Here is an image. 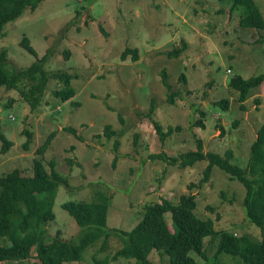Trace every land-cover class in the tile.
I'll return each mask as SVG.
<instances>
[{
    "label": "rangeland",
    "instance_id": "374dc122",
    "mask_svg": "<svg viewBox=\"0 0 264 264\" xmlns=\"http://www.w3.org/2000/svg\"><path fill=\"white\" fill-rule=\"evenodd\" d=\"M254 1L264 18V0ZM231 4L229 0H43L34 11L26 8L5 24L0 48L7 49V72L36 59L20 44L26 36L39 56L51 47L45 64L49 74H73L74 97L65 102L55 97L53 91L62 84L51 76L35 108L20 92L30 87L28 79L15 88L0 86L1 130L12 142L0 152V175L14 167L31 175L34 159L40 158L48 169L50 161L55 162L67 180V186L59 185L56 217L47 224L48 235L59 230L61 237L68 238L78 232L76 220L61 206L66 201L99 200L103 193L110 201L106 228L130 229L142 218L146 204L164 198L178 202L182 194L192 193L196 213L212 218L215 229L262 237L259 226L247 217L244 185L226 171L214 167L210 178L201 182L206 160L181 167L151 157L178 156L196 149L200 140L204 151L224 154L231 149L235 164H248L251 144L264 119V81L242 109L229 80L235 74L249 78L264 73V28L242 27V10L231 11ZM183 39L186 49L169 56L167 52L181 46ZM126 46L137 48L139 58L134 60L128 53L123 59L120 54ZM163 68L169 72L172 90L178 92L174 103L167 100L170 90L162 82ZM182 72L186 81L180 78ZM225 97L231 101L229 110L212 106ZM152 99L155 110L150 115ZM199 111L205 112L203 128L195 124L201 118ZM153 119L165 130L172 126V134L161 138ZM106 125L113 131L109 136L104 133ZM65 126L73 127L80 140L63 131ZM52 132L50 143L40 151ZM166 219L172 228L171 212ZM205 241L210 254L215 237ZM101 243L99 237L85 247L81 259L63 264H94L95 258L111 255L123 241L111 232L103 247ZM149 257L157 264L169 260L155 249ZM221 257L239 264L226 252ZM33 260L32 256L0 264ZM133 261L118 256L108 264Z\"/></svg>",
    "mask_w": 264,
    "mask_h": 264
},
{
    "label": "trees",
    "instance_id": "16d2710c",
    "mask_svg": "<svg viewBox=\"0 0 264 264\" xmlns=\"http://www.w3.org/2000/svg\"><path fill=\"white\" fill-rule=\"evenodd\" d=\"M43 0H0V35H4V26L7 22L18 18L26 8L34 11ZM227 1V0H223ZM230 10H242L239 24L246 28L263 29L264 18L254 0H229ZM20 44L36 59L28 66L15 67L11 72L4 68L7 62V49L0 48V86L15 88L21 81L28 79L30 87L21 90V95L37 107L44 94V90L51 76L58 79L62 86L53 91L54 96L62 102L70 100L76 94L71 85L73 74L68 71H56L49 74L45 68L46 62L51 56V47L39 56L37 49L31 43L30 38L23 36ZM187 47L185 39L181 46H175L167 53L169 56L180 55ZM131 53L132 59L139 58L137 48L126 46L120 56L123 59ZM68 57V52H65ZM162 82L170 90L168 102L174 103L177 91L172 90L167 68L161 70ZM181 80L186 81V75L181 73ZM264 81V73L244 78L242 74H235L229 80V86L239 94V102L245 109L248 100ZM256 102L257 99H255ZM74 104H78L75 102ZM231 101L222 98L212 102V106L222 111L229 110ZM155 105L151 100V108L148 114L153 115ZM201 118L195 124L204 127L202 117L204 111H199ZM156 131L161 138L172 134L174 128L168 126L164 129L162 124L153 119ZM220 127V123H218ZM63 131H68L79 140L80 136L73 127L65 126ZM113 131L110 126L104 127V133L109 136ZM55 135L50 133L43 147V151ZM31 137V134H30ZM0 152L4 153L12 145L1 130L0 123ZM30 141H26L28 147ZM117 142L113 149H116ZM73 149V146H70ZM152 158L158 157L171 164L181 167L191 166L200 160H206L207 164L202 170L201 182L210 178L212 169L218 167L226 171L234 180L241 182L246 195L243 204L250 221L259 226L262 237L255 239L248 233L238 234L228 229H215L214 221L210 217H202L195 211L197 203L195 195L184 193L178 202L164 198L161 201L145 205L142 218L130 229L118 227L106 228L108 208L110 201L101 193L99 200L92 201H66L62 207L68 211L79 225L78 232L68 238L61 237L59 230L54 235L47 234V224L56 217L54 211L55 199L60 184L67 186V180L59 173L56 164L50 161V169L40 159L33 161V173L24 175L20 169L14 167L0 175V261L9 259H24L34 257L32 264H63L64 261L79 260L86 246L97 238L102 237L101 247L111 232L120 235V247L104 258H95L94 264H108L118 256L133 257L134 261L125 264H157L149 256L155 249L161 255H168L169 260L162 264H230L221 255L226 252L239 264L244 261L247 264H264V119L257 129L256 137L251 144L248 164L241 167L233 162L234 152L228 149L224 154L214 151H204L200 140L194 150H189L178 156H168L163 153L151 154ZM117 155L113 157V166ZM208 208H211L208 206ZM171 212L172 228L166 219V213ZM218 234V235H216ZM219 236V237H218ZM215 237L214 249L209 254L205 239ZM193 253L200 255L203 260L198 261ZM233 264V263H232Z\"/></svg>",
    "mask_w": 264,
    "mask_h": 264
}]
</instances>
